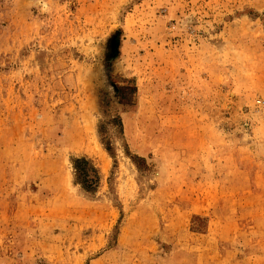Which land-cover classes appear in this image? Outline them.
Here are the masks:
<instances>
[{
    "label": "rangeland",
    "instance_id": "1",
    "mask_svg": "<svg viewBox=\"0 0 264 264\" xmlns=\"http://www.w3.org/2000/svg\"><path fill=\"white\" fill-rule=\"evenodd\" d=\"M0 264H264V0H0Z\"/></svg>",
    "mask_w": 264,
    "mask_h": 264
},
{
    "label": "trees",
    "instance_id": "2",
    "mask_svg": "<svg viewBox=\"0 0 264 264\" xmlns=\"http://www.w3.org/2000/svg\"><path fill=\"white\" fill-rule=\"evenodd\" d=\"M108 150V149H107ZM73 178L76 185L86 192L95 191L99 183L98 172L87 159H75L73 161Z\"/></svg>",
    "mask_w": 264,
    "mask_h": 264
}]
</instances>
